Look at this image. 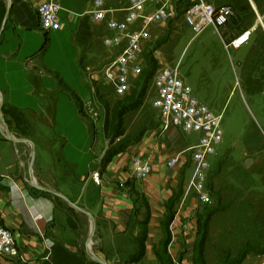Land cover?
<instances>
[{
	"label": "crops",
	"instance_id": "1",
	"mask_svg": "<svg viewBox=\"0 0 264 264\" xmlns=\"http://www.w3.org/2000/svg\"><path fill=\"white\" fill-rule=\"evenodd\" d=\"M13 1L0 39V95L6 108L24 111L30 123L27 139L36 147L37 184L90 212L99 247L94 253L107 264H197L204 206L187 190L192 175L187 150L197 138L174 128L163 132L159 123L105 165V149L81 106L91 94L86 75L106 65L90 63L103 44L102 25L90 14L93 0H62L61 28L55 32L43 31L37 14L49 0ZM61 82L67 90L61 89ZM30 154L29 145H14L0 133V226L13 232L26 260L0 258V264H95L85 251L89 219L78 214L73 229L56 198L31 193ZM179 154L180 164L169 168V159ZM135 158L151 166L144 180L131 176ZM96 171L101 172V187L91 180ZM248 171L242 168L240 173ZM170 208L174 217L165 248L163 224ZM142 246L144 253L139 256ZM251 261L264 264V256Z\"/></svg>",
	"mask_w": 264,
	"mask_h": 264
},
{
	"label": "rangeland",
	"instance_id": "2",
	"mask_svg": "<svg viewBox=\"0 0 264 264\" xmlns=\"http://www.w3.org/2000/svg\"><path fill=\"white\" fill-rule=\"evenodd\" d=\"M104 1L108 9L119 11L126 7V0ZM207 1L214 4V0ZM123 14L118 12L114 17L121 19ZM262 18L264 23V17ZM254 26H257V21ZM101 28L102 41L106 37H111L112 34L105 24H102ZM151 32L152 41L145 46L141 58L146 61L149 57L155 63L160 61L159 64L178 69L181 78L191 88L192 96L213 114L222 116L223 141L217 148V155L211 159L209 187L212 189L214 186L216 193L224 190L230 193L233 190L234 193L230 196L233 198L237 195L238 198L223 208H218L216 202L211 199L201 211L204 233L208 212L216 210L206 229L208 232L206 255L209 260L214 258L221 260L226 256H223L226 249L229 252L227 255L236 257L235 261L238 259L240 264H253L251 260L264 256V93L258 96L248 95L241 85L240 70V64L248 52L245 50L251 47L253 41L250 47L227 53L220 37L211 26L196 34L184 24L180 12L167 24L152 27ZM103 44L97 56L90 61L91 66L108 65L117 55V48H108ZM138 80L139 78L132 81L129 94L132 96L131 100L127 97H118L110 85H97L93 92L90 84L89 86L85 84L91 94L89 99L81 103L82 110L90 117L97 130V140L105 151L133 141L139 122L146 119L160 123L159 113L152 106L154 92L151 85L142 88L143 83L137 82ZM98 88L101 89V96H105L103 99L97 95ZM133 92L140 95L138 100L141 109L129 113L118 121L126 134L115 138L111 127L109 135L106 136L104 133L106 122L114 124L116 121L110 116V112L115 110L117 104L127 106L134 102ZM90 102L95 106L94 112L89 111ZM191 136L197 138L196 135ZM247 167L249 171L241 174L242 168ZM230 173L233 177L229 175ZM229 176L237 184H234ZM57 203L58 208L64 211L66 220L67 214L72 217L76 215L69 211L64 202L58 200ZM76 216L74 220H79L78 215ZM69 222L72 225L73 218ZM75 231L79 234L77 229Z\"/></svg>",
	"mask_w": 264,
	"mask_h": 264
},
{
	"label": "built area",
	"instance_id": "3",
	"mask_svg": "<svg viewBox=\"0 0 264 264\" xmlns=\"http://www.w3.org/2000/svg\"><path fill=\"white\" fill-rule=\"evenodd\" d=\"M126 3L125 9L116 11L108 9L104 0H93L90 14L97 24H105L112 34L104 38V45L118 49L110 64L86 75L85 84H90L93 92L97 85L103 84L112 86L118 97L129 95L132 81L138 79L145 68V61L141 57L145 46L152 41V27L167 24L178 12L184 24L196 34L211 26L227 53L248 47L253 39L255 30L240 27L236 23L234 9L228 5L216 6L207 0H126ZM61 11L62 0H49L38 8L43 31L60 30ZM118 12L124 13L121 19L114 17ZM156 60L159 61L158 58ZM159 62L151 82L154 92L152 106L159 113L163 132L174 128L187 136H197L187 150L190 156L188 166L192 170L187 190L205 206L212 199L209 187L211 159L217 155V148L223 141L222 116H216L192 96L191 88L181 78L178 69ZM88 108L91 112L95 111L91 102ZM180 161L181 154L173 156L167 166L174 168ZM130 172L133 179L144 180L150 175L151 166L148 161L135 158L131 162ZM91 180L96 186L103 185L100 171L93 172ZM0 258L26 261L13 232L4 226H0Z\"/></svg>",
	"mask_w": 264,
	"mask_h": 264
},
{
	"label": "trees",
	"instance_id": "4",
	"mask_svg": "<svg viewBox=\"0 0 264 264\" xmlns=\"http://www.w3.org/2000/svg\"><path fill=\"white\" fill-rule=\"evenodd\" d=\"M251 1L256 6L257 12L253 9ZM214 4L216 6H222V5L231 6L236 13V18H237L236 23L240 27H242L244 30L252 29L254 27L255 22L257 21L258 15H260L261 17H264V0H214ZM6 9H7V6L4 0H0V29L2 27ZM253 38H254L252 39L253 43L251 42L252 43L251 47L249 48L244 61L240 64L241 81H242L241 85L243 86L245 92L248 95L258 96L264 93V28L261 25H259L254 31ZM156 65H158V62L155 63L153 62L152 58L147 57V60L145 61V68L143 70V73L139 77V80L137 81V82L142 81L143 83V85H141L142 88L148 87L149 84L151 85L154 73L156 72L159 66L158 65L157 67H155ZM30 77L31 79L33 78L32 74ZM35 89H36L35 90L36 93L39 94V89L38 87H36V83H35ZM61 89L67 90L66 87H63L62 82H61ZM141 92H143V90H141ZM97 95L99 96L100 99H103L105 97V96H101V89L99 88L97 89ZM136 95H137L136 92H133V97H135L134 102L129 103L127 106H122V103L117 104V106H115L116 107L115 110L110 112V116H113V118H115L116 121L114 122V124H108V122H106L105 128H104V133L106 136L109 135L110 133L109 128L111 127L113 128V133H114L113 136L115 138H120L126 134L125 130L120 125V123H118V121H121L129 113L138 112L141 109L140 108L141 104H140V101L138 100V98H140V95H137V97ZM125 97H127V99L129 100L132 99L131 95L130 96L127 95ZM125 97H122V98H125ZM73 98L79 101L77 98L75 97ZM3 114H4L7 126L10 129V131L17 133L18 136H21L27 139L31 131L30 129L31 126L26 117L25 112L19 109L6 108V106H3ZM137 125H138V130L136 132V138L133 141L123 143L116 149L110 148L106 151L105 156L103 158V163L105 165L110 163L111 160L115 156L125 151L127 147H129L132 144L137 143L141 139L145 131L155 129L159 125V122L157 123V122H153V120L148 121L145 119L143 122H139ZM212 179L213 178H211V180ZM31 193L35 195L37 194L45 195L34 189H31ZM228 193L229 192L228 191L226 192L225 190L224 192L219 191L218 193H216L214 186H212L211 196H212V199L216 202L218 208L226 207L230 205L231 203H233L236 200V198H238L237 195L235 197L233 196V198L232 196H230V194L234 193L233 190H231L229 194ZM45 196H48V195H45ZM55 200L56 202L58 201V199H55ZM224 202H226L227 204L224 205L225 204ZM67 208L72 214L78 215V213L72 210L69 206ZM214 211L216 210L208 212L207 217H206V222L204 224V233L202 230V239L199 243V258L197 259V264H240V261L238 259L235 261L236 257L232 258L233 255H229V256L227 255L229 252L226 249H224L225 251L223 255V256L225 255L226 256L222 258L221 260H218V258L209 260V258L206 255L205 244H206L207 237H208V232L206 229L207 227H209ZM76 215L73 217L69 215V218H70L69 221H72V218H73V224L71 225L69 223L72 226V228L77 226L76 220H74V217L77 218ZM173 217H174V210L170 208L168 218L166 222L163 224V230H164L163 245L165 248L166 246H168L171 240L169 224L172 221ZM201 223H202V219H201ZM205 230H206V233H205ZM146 236H147V232L145 228L143 231L142 239H141L142 243H144ZM143 253H144V246L140 248L139 256H142Z\"/></svg>",
	"mask_w": 264,
	"mask_h": 264
},
{
	"label": "water",
	"instance_id": "5",
	"mask_svg": "<svg viewBox=\"0 0 264 264\" xmlns=\"http://www.w3.org/2000/svg\"><path fill=\"white\" fill-rule=\"evenodd\" d=\"M7 6L6 9V13L4 16V20L2 23V27L0 29V39L5 31V28L8 24L10 15H11V11L13 9V5H14V1L13 0H4ZM252 7L253 9L257 12L256 10V6L254 7V3L251 1ZM260 15H258L257 18V23L259 25H262V27L264 28V24H263V18ZM262 21V22H261ZM258 24L256 26V28L258 27ZM256 30V29H255ZM3 100L2 97L0 95V133L2 135V137L9 141L12 142L14 145L17 144H26L29 145L31 147V154H30V161L28 163V177H29V183L31 188H33L34 190L41 192L45 195L51 196L53 198H56L62 202H64L67 206H69L72 210H74L75 212L87 217L90 221V233L87 237L86 240V245H85V251L87 256L89 257V259L94 262L95 264H107L105 261L101 260L100 258H98L95 253L99 252V247H98V241L95 240V235H96V222L94 217L90 214L89 211H87L85 208L80 207L79 205L71 202L65 195H63L60 192L54 191L52 189L49 188H45L43 186H40L39 184H37L34 175H33V166L35 163V157H36V149H35V145L32 141H30L29 139L26 138H15L13 136V134L11 133L10 129L7 126L4 114H3ZM95 252V253H94Z\"/></svg>",
	"mask_w": 264,
	"mask_h": 264
},
{
	"label": "bare ground",
	"instance_id": "6",
	"mask_svg": "<svg viewBox=\"0 0 264 264\" xmlns=\"http://www.w3.org/2000/svg\"><path fill=\"white\" fill-rule=\"evenodd\" d=\"M254 5V4H253ZM254 7H255V5H254ZM262 19V18H261ZM263 20V19H262Z\"/></svg>",
	"mask_w": 264,
	"mask_h": 264
}]
</instances>
